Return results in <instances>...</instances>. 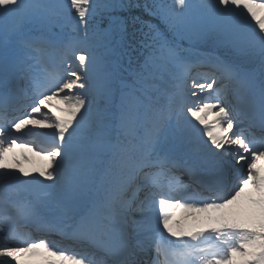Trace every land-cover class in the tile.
I'll return each mask as SVG.
<instances>
[{"label": "snow or ice", "instance_id": "6c2138e0", "mask_svg": "<svg viewBox=\"0 0 264 264\" xmlns=\"http://www.w3.org/2000/svg\"><path fill=\"white\" fill-rule=\"evenodd\" d=\"M117 7L159 23L110 19L116 41L98 24ZM138 50L123 85L119 58ZM253 127L264 0H0V264H264ZM17 148L44 163L25 168ZM181 209L205 216L185 223Z\"/></svg>", "mask_w": 264, "mask_h": 264}, {"label": "trees", "instance_id": "16d2710c", "mask_svg": "<svg viewBox=\"0 0 264 264\" xmlns=\"http://www.w3.org/2000/svg\"><path fill=\"white\" fill-rule=\"evenodd\" d=\"M108 2L115 3V4H124L127 5L129 2L132 4H143L145 0H108ZM148 2H151V0H148ZM130 16H140L142 20L145 21H150L152 24H157L159 23L156 19L153 17L149 16L146 12L143 11L142 8H136V7H117L115 10H112L108 13H104L102 18L99 19V24L98 26L102 29L105 30L108 26H115L117 30V25L115 23L110 24V19L114 20L116 18L120 19H127ZM136 28H139L140 25L137 24L135 26ZM68 31L71 30L70 26L67 28ZM129 32L132 31V26L129 24ZM91 31V30H90ZM118 31V30H117ZM118 51H123L122 48H120L119 45H117ZM225 57L231 58L234 56V53L230 52H222L220 53ZM147 55L146 50H138L136 52L132 53V63L131 65L129 64V59L127 55H123L119 58V64H120V77L123 82V85L127 86H135V77L132 74V70L136 67L137 63H140L143 61L144 56ZM243 59V58H241ZM127 92L129 91V87H122L121 83L118 81L117 83V100H119V96L121 92Z\"/></svg>", "mask_w": 264, "mask_h": 264}, {"label": "rangeland", "instance_id": "374dc122", "mask_svg": "<svg viewBox=\"0 0 264 264\" xmlns=\"http://www.w3.org/2000/svg\"><path fill=\"white\" fill-rule=\"evenodd\" d=\"M105 30L113 31L114 34L117 33V30H116L115 26H108L107 25V28ZM114 39L116 41H119L120 40L119 35L115 34L114 35ZM77 63L78 62H76L75 67L77 66ZM229 98H231V96ZM211 118L212 117H209V119H211ZM40 131H50V130H40ZM25 133H26V130H25ZM17 135H21V134H17ZM41 138H43V137H41ZM25 139H34V137H28L25 134ZM15 151H16V153H21V152L26 153L31 158L30 161L24 160L23 158H21V163L24 165L25 168H28L29 170H31L37 164H43L44 163V161H42V159L40 157L35 156L33 154V151H30L27 148H24V149L17 148ZM194 216L199 217L200 219H203L205 214L187 213V212H185L184 210L181 209V210H178L176 219L180 220L182 222H185V223H191Z\"/></svg>", "mask_w": 264, "mask_h": 264}]
</instances>
